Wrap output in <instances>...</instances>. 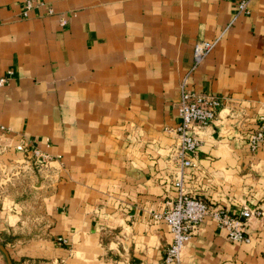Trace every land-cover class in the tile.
I'll return each mask as SVG.
<instances>
[{
	"label": "crops",
	"instance_id": "crops-1",
	"mask_svg": "<svg viewBox=\"0 0 264 264\" xmlns=\"http://www.w3.org/2000/svg\"><path fill=\"white\" fill-rule=\"evenodd\" d=\"M24 3L0 0V76L10 72L0 87V234L34 204L24 182L15 200L6 163L40 162L37 149L51 158L42 168L52 184L33 210L46 239L17 246L12 263L166 264L173 235L152 216L182 173L186 192L262 215L247 221L249 243L205 217L178 264H264V140L249 146L264 133V0L234 21L237 0H35L27 16ZM216 38L191 69L194 44ZM185 77L225 102L197 166L180 171L172 128Z\"/></svg>",
	"mask_w": 264,
	"mask_h": 264
},
{
	"label": "built area",
	"instance_id": "built-area-1",
	"mask_svg": "<svg viewBox=\"0 0 264 264\" xmlns=\"http://www.w3.org/2000/svg\"><path fill=\"white\" fill-rule=\"evenodd\" d=\"M250 0H237L234 19L240 14H248V3ZM40 4V3H39ZM35 6V0H25L23 16H27L29 10ZM218 41L199 40L193 47V64L191 69L198 66L211 52ZM0 76V87L6 83L8 77ZM180 96L177 102V114L179 117L177 125L172 128L176 136V161L180 171L186 167L197 166V154L202 143L203 130L208 127L218 116L222 109L225 97L195 92L188 88L187 78L180 82ZM264 133L259 129L249 139V146L253 149L263 142ZM16 150H25L23 144L16 146ZM33 154L41 161L35 163L43 166L51 158L47 154L34 149ZM175 195L165 201L163 211L153 213V219L163 220L169 227L173 238L165 250L163 261L178 264L181 250L185 242L195 233L200 222L209 217L218 228L226 231L229 240L234 242H250L247 232V221L253 216H261V210L257 208H244L238 214H229L222 207L213 205L206 200L190 194L184 190L182 173L172 182Z\"/></svg>",
	"mask_w": 264,
	"mask_h": 264
},
{
	"label": "rangeland",
	"instance_id": "rangeland-1",
	"mask_svg": "<svg viewBox=\"0 0 264 264\" xmlns=\"http://www.w3.org/2000/svg\"><path fill=\"white\" fill-rule=\"evenodd\" d=\"M9 163H6L3 173L9 177L8 181L12 182L11 187L16 194L14 195L15 200L17 202L21 201V182H24L29 188L28 194L32 196L34 202L33 207L27 209L25 216H17V220L0 234V243L4 246L8 255L18 256L20 253H17V246L21 245L23 248V245L31 240L46 239L47 223L44 216H39L40 212L34 214L33 210L35 207L38 210L40 209L41 199L50 190L52 181L49 175L45 176L41 165L29 161H11ZM9 258H11L10 255Z\"/></svg>",
	"mask_w": 264,
	"mask_h": 264
},
{
	"label": "water",
	"instance_id": "water-1",
	"mask_svg": "<svg viewBox=\"0 0 264 264\" xmlns=\"http://www.w3.org/2000/svg\"><path fill=\"white\" fill-rule=\"evenodd\" d=\"M0 250L4 253V255H5L6 259H7V263L8 264H12L7 251L5 250L4 246L1 243H0Z\"/></svg>",
	"mask_w": 264,
	"mask_h": 264
}]
</instances>
